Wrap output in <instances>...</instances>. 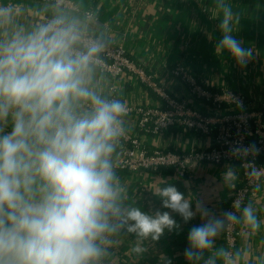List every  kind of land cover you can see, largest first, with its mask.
Masks as SVG:
<instances>
[{
	"label": "clouds",
	"instance_id": "9594fccd",
	"mask_svg": "<svg viewBox=\"0 0 264 264\" xmlns=\"http://www.w3.org/2000/svg\"><path fill=\"white\" fill-rule=\"evenodd\" d=\"M215 4L223 33L217 51L227 50L246 67L253 50L232 35L240 15L226 0ZM22 13L18 4L0 3V264H103L123 234L135 235L132 251L141 255L146 240L158 241L180 225L168 211L129 203L117 174L129 109L100 85L114 40L99 5L82 9L73 0H55L43 6V21L28 26L19 22ZM259 151L255 144L230 149L240 158ZM261 172L250 167L248 175ZM235 179L227 169L229 187ZM155 194L185 223L197 212L207 217L188 233L184 256L192 264H217V258L235 264L238 253L219 249L207 259L204 253L230 225L242 222L252 233L261 227L251 203L241 207L237 200L235 212L217 217L200 203L193 211L174 185Z\"/></svg>",
	"mask_w": 264,
	"mask_h": 264
},
{
	"label": "crops",
	"instance_id": "0c3cea01",
	"mask_svg": "<svg viewBox=\"0 0 264 264\" xmlns=\"http://www.w3.org/2000/svg\"><path fill=\"white\" fill-rule=\"evenodd\" d=\"M73 1L82 9L99 5L100 20L110 29L113 45L123 47L130 59L156 74L158 81L171 93H181L179 83L171 74L175 66L181 65L209 87L244 92L254 103L264 106V0H226L234 13L240 15L233 37L243 47L253 50V58L246 67L238 65L227 50L217 51L223 33L219 28L222 12L217 9L215 0ZM9 2L21 6L23 13L19 22L25 26L43 21V6L49 4L34 0H0V3ZM100 85L108 95L109 88L114 86V95L127 105L146 101L148 97L152 101L157 99L135 80H112L103 75ZM195 106L200 107L198 103ZM5 131H10V127ZM156 145H168L183 152L204 145V141L179 128H170L156 139ZM152 146L148 144L147 148L152 150ZM227 169L236 172V179L232 181L234 187L224 181ZM117 174L127 187L129 203L146 212L168 211L180 225L171 232L165 230L158 241L146 240L147 250L141 255L132 251L134 234L115 237L105 258L117 264H165V258L170 259L171 264H192L184 256L189 247L188 233L193 226L206 223L207 217L197 212L185 223L179 214L163 208L161 198L155 193L160 187L174 185L191 201L193 211L200 203L211 214L221 217L232 190L239 183L236 165L195 164L187 172L166 169L154 174ZM248 203L253 205L261 227L252 233L242 222L238 224L240 239L235 253L239 255L235 264H264V183L258 186ZM219 249H223L222 233L215 239L214 249L204 253V259ZM217 264H221L220 258Z\"/></svg>",
	"mask_w": 264,
	"mask_h": 264
},
{
	"label": "built area",
	"instance_id": "2783aa9c",
	"mask_svg": "<svg viewBox=\"0 0 264 264\" xmlns=\"http://www.w3.org/2000/svg\"><path fill=\"white\" fill-rule=\"evenodd\" d=\"M102 71L112 80H135L147 93L157 97L155 101L148 97L146 101L127 105L129 112L124 118L126 135L115 154L117 173L154 174L166 169L187 172L195 164L236 165L239 183L232 190L223 213L235 212L233 204L237 200L241 207L248 204L258 186L264 183V106L254 103L244 92L209 87L181 65L175 66L171 72L181 88V93L173 94L158 81L156 74L130 59L121 46L113 45ZM109 96L117 98L114 86L109 88ZM195 103L200 107L197 108ZM170 128H179L193 138H202L204 145L183 152L168 145H156V139ZM145 143H152V150ZM251 144L260 149L258 154L240 158L230 153L234 146ZM250 167L262 170L261 174L250 177ZM222 235L223 250L235 255L240 239L239 225L228 226ZM103 264L117 263L104 258Z\"/></svg>",
	"mask_w": 264,
	"mask_h": 264
},
{
	"label": "trees",
	"instance_id": "16d2710c",
	"mask_svg": "<svg viewBox=\"0 0 264 264\" xmlns=\"http://www.w3.org/2000/svg\"><path fill=\"white\" fill-rule=\"evenodd\" d=\"M146 144V146H148V143H145Z\"/></svg>",
	"mask_w": 264,
	"mask_h": 264
}]
</instances>
